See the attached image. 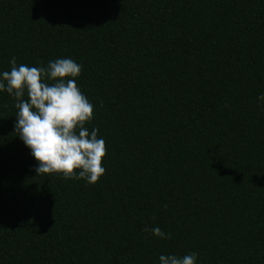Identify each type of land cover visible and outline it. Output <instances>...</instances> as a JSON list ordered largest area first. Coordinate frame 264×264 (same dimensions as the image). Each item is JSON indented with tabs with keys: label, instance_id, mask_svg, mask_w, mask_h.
Returning a JSON list of instances; mask_svg holds the SVG:
<instances>
[{
	"label": "trees",
	"instance_id": "16d2710c",
	"mask_svg": "<svg viewBox=\"0 0 264 264\" xmlns=\"http://www.w3.org/2000/svg\"><path fill=\"white\" fill-rule=\"evenodd\" d=\"M12 58L81 65L107 154L37 175L0 91V264H264V0H0Z\"/></svg>",
	"mask_w": 264,
	"mask_h": 264
},
{
	"label": "clouds",
	"instance_id": "9594fccd",
	"mask_svg": "<svg viewBox=\"0 0 264 264\" xmlns=\"http://www.w3.org/2000/svg\"><path fill=\"white\" fill-rule=\"evenodd\" d=\"M10 63V71L0 74V91L17 101L15 131L38 162L37 175L57 173L96 184L106 171L102 161L107 149L98 129L89 132L85 126L93 119L94 106L76 82L81 65L69 58L49 61L47 67L17 66L15 58ZM258 99L264 101V95ZM144 230L171 239L159 227ZM196 259V253L159 257L160 264H196Z\"/></svg>",
	"mask_w": 264,
	"mask_h": 264
}]
</instances>
